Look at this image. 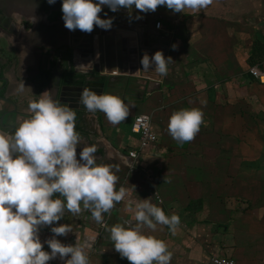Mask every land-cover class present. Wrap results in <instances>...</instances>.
Listing matches in <instances>:
<instances>
[{
	"label": "crops",
	"instance_id": "0c3cea01",
	"mask_svg": "<svg viewBox=\"0 0 264 264\" xmlns=\"http://www.w3.org/2000/svg\"><path fill=\"white\" fill-rule=\"evenodd\" d=\"M27 5L0 0V132L12 134L29 116V100L48 91L76 113L77 158L82 147L95 145L97 163L111 166L117 190L126 189L117 209L103 214L110 227L131 220L135 203L152 197L167 214L180 216L175 233L166 225L145 229L166 242L170 264H212L214 256L264 264V152L255 154L245 143L238 148L237 119L232 123L225 115L237 111L241 98L259 96L264 105V85L258 87L249 72L264 69V0H211L195 12L160 6L148 13L134 9L131 15L105 5L100 15L113 18L110 29H66L59 43L44 41V35L58 34L61 26L48 24ZM159 20L163 28L157 31ZM158 50L173 58L167 76L140 63L145 53ZM127 78L136 86L121 96L112 86ZM22 82L26 87L19 92ZM84 88L121 97L127 118L112 124L103 112H89L79 104ZM184 108L200 110L203 123L193 140L178 143L167 126L170 115ZM140 114L151 117L158 141L131 159L129 152L139 147L132 124ZM241 120L240 133L253 136V122ZM246 163H254L256 174L243 172ZM242 175L249 180H235ZM88 210L81 206L73 219H84ZM51 227H41L42 242L53 237ZM89 232L78 227L57 238L66 244L73 233L74 244L86 245L89 264H130L115 251L110 235L102 250H93ZM49 264L64 261L56 257Z\"/></svg>",
	"mask_w": 264,
	"mask_h": 264
},
{
	"label": "clouds",
	"instance_id": "9594fccd",
	"mask_svg": "<svg viewBox=\"0 0 264 264\" xmlns=\"http://www.w3.org/2000/svg\"><path fill=\"white\" fill-rule=\"evenodd\" d=\"M210 2L62 0L61 11L67 29L91 33L97 26L105 30L112 27L113 18L100 15L105 5L113 12L128 9L131 15L134 9L148 13L160 6L174 13H184L185 9L195 12ZM48 3L55 4L56 0ZM172 61L171 56L165 57L158 50L154 55L145 53L140 63L144 70L154 69L161 76H167ZM25 87L22 82L18 91L23 92ZM47 93L29 100V116L21 120L12 134L0 132V264H49L56 257L64 264H89L86 245L63 243L57 237L72 230L55 222L63 218L65 210L79 214L81 205L100 222L103 214L110 212L126 195L125 187L117 190L112 167L97 163L95 145L82 147L77 158L80 135L75 127L76 113ZM79 104L89 112H103L112 124H119L129 114L128 105L121 97L98 94L92 88L81 90ZM202 123L200 110L184 108L170 115L167 127L174 140L185 143L195 138ZM179 224L177 213L167 214L148 197L135 203L131 220L116 223L108 231L115 251L130 264H170L172 253L166 242L145 229L155 231L158 225H166L175 233ZM44 226H52L54 235L42 242L40 229ZM45 243L50 251L45 250Z\"/></svg>",
	"mask_w": 264,
	"mask_h": 264
},
{
	"label": "rangeland",
	"instance_id": "374dc122",
	"mask_svg": "<svg viewBox=\"0 0 264 264\" xmlns=\"http://www.w3.org/2000/svg\"><path fill=\"white\" fill-rule=\"evenodd\" d=\"M130 82V79H124L122 82H118L117 84L113 85L112 87L115 89H118L120 91V95L122 96L126 90L129 89V86L133 84V86H136V82ZM258 87H260L261 85L258 84V82H256ZM111 94H113L111 92ZM127 98V97H126ZM240 108V109H239ZM245 108H250V111L247 112L245 110ZM241 110V112L239 111ZM228 115L232 118V123H233V119H237V122H235V126H236V130L238 132V137H237V147L240 148L242 145L244 147V143L247 144L246 146H248V149L251 148V151H253L255 154L259 153V152H264V128H261L260 125L264 124V105L262 103V101L259 99L258 97H253L252 100L249 99L248 102L243 98H241V100L238 102V106H237V111L236 112H232L231 114H225ZM224 116V115H223ZM247 119L248 123H249V119L253 122V129H254V134L253 136L245 134L243 131L240 133L241 129L240 127L244 124H242V120ZM233 126V124H232ZM264 126V125H263ZM234 127V126H233ZM258 130V131H257ZM233 146V144L231 145ZM229 147V146H227ZM243 152V151H242ZM254 163L253 164H249L246 163V167L243 168V172H247V174H256V170L255 168H253ZM255 169V171H254ZM128 171V170H127ZM126 172V171H125ZM140 174V173H139ZM138 174V176H140ZM240 174V172H239ZM241 175V174H240ZM132 178V177H130ZM128 178V180L130 179ZM211 179V178H210ZM235 180L239 181H246L249 180V177H245V176H239L237 177ZM130 181V180H129ZM56 196H59V194H55ZM61 199H63L61 197ZM118 203V202H117ZM117 203H115L114 207L112 208L113 210H116L118 205ZM117 205V206H116ZM83 207V205H81ZM107 214V213H105ZM86 217V218H85ZM61 224L66 225L67 227L71 228V232H73V228L75 230L79 228H86L88 229L89 234H91V237L94 241L92 244V249H99L102 250V245L107 242L106 241V235H110L108 228L110 227L109 223V219L108 217L105 216L104 220L101 222L96 221L91 214V211L88 210V212L86 213V215H84V219L82 218H78V220L73 219V213L65 210L63 213V218L60 220ZM78 231V230H77ZM71 232L69 234H71ZM83 233V231H82ZM66 244H74L73 242V233L71 236V241L67 242Z\"/></svg>",
	"mask_w": 264,
	"mask_h": 264
},
{
	"label": "built area",
	"instance_id": "2783aa9c",
	"mask_svg": "<svg viewBox=\"0 0 264 264\" xmlns=\"http://www.w3.org/2000/svg\"><path fill=\"white\" fill-rule=\"evenodd\" d=\"M159 25V27L157 26ZM155 29L160 31L163 28V22L161 20L155 22ZM252 77L264 85V69L259 66L250 68L249 70ZM132 133L138 137L139 147L138 150H133L129 152V157L131 159H137L139 156V151H144L150 148L158 141L157 135L153 132L151 126V117L147 114H140L134 118L132 124ZM212 264H237V262L232 258H223L219 256H214L211 258Z\"/></svg>",
	"mask_w": 264,
	"mask_h": 264
},
{
	"label": "flooded vegetation",
	"instance_id": "af4514ba",
	"mask_svg": "<svg viewBox=\"0 0 264 264\" xmlns=\"http://www.w3.org/2000/svg\"><path fill=\"white\" fill-rule=\"evenodd\" d=\"M28 2L27 10L38 12L46 18L48 24H57L61 26L59 28L58 34H50L49 32L44 35V41L59 43L61 38L64 39L66 36V27L64 26V21L62 19V0H56L55 4H49L48 0H25ZM46 25V24H45Z\"/></svg>",
	"mask_w": 264,
	"mask_h": 264
}]
</instances>
